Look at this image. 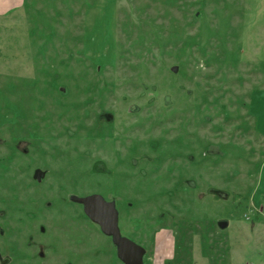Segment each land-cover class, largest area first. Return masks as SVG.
Masks as SVG:
<instances>
[{"label": "rangeland", "instance_id": "1", "mask_svg": "<svg viewBox=\"0 0 264 264\" xmlns=\"http://www.w3.org/2000/svg\"><path fill=\"white\" fill-rule=\"evenodd\" d=\"M143 140L160 143L141 153L183 158L133 170L142 155L132 142ZM52 147L79 152L42 166L117 197L147 264H264V0H24L0 17L2 209L31 179V157ZM113 148L125 161L117 168ZM168 166L182 170L177 189L173 176L161 181ZM100 240L108 264L109 239Z\"/></svg>", "mask_w": 264, "mask_h": 264}, {"label": "flooded vegetation", "instance_id": "2", "mask_svg": "<svg viewBox=\"0 0 264 264\" xmlns=\"http://www.w3.org/2000/svg\"><path fill=\"white\" fill-rule=\"evenodd\" d=\"M161 140H163L162 137ZM155 141L159 140L132 142L131 153H139L142 156L137 159H134V157L131 158V169H137L145 164L144 166H149L150 172H156L162 161H179V159L181 160V158H183V156H180L179 154H162L165 149H162V152L158 153L155 157H151V154L147 152H140V149L144 150L143 146L145 143H148L149 145ZM174 141L179 142L177 140ZM159 143L160 142H155V144ZM214 147L215 146H211V144L208 145L206 147V154L204 157H209V155L213 156L212 149ZM175 148V150L183 149L182 147ZM49 149L48 152L46 149H42L41 151L43 156L41 157L39 156L41 155L39 152H37V156L31 157V160H33L34 164H36L31 179H25L22 181L23 184L17 188V192L10 197L6 196V199L2 202V207H5H3V209L0 207V220L5 221L6 225H0V264H102L101 261L104 260L105 254L103 250L105 245L103 244V241L100 240L102 235L109 239V242L106 243L108 246V253L110 255L108 264H116L117 262L124 264L119 259L118 247L115 245L113 237L106 235L102 231L100 225L89 218L85 211V205L79 202V199L100 196L105 202L114 203L118 212V227L120 233L122 237L131 240L125 235L127 233L124 231L121 224V209L119 200L117 197L113 196V194L110 195L107 194V192H102V184H99L100 186H98V188H96L97 186L91 187V185H87V188L85 185L86 188L82 189L81 186L77 184L79 181H73L75 186L71 187L72 185L69 186L63 181V177H61L62 175L59 174L60 172H56L57 170H54V164L53 169H45L42 165H46L49 158H51L54 162L55 160H58L59 154L65 150H79L77 148L63 149L61 147H52ZM87 151L90 156V150ZM112 151L113 154L115 152V156H118V159L115 160L114 164L117 168L119 161H122L123 163H125V161L120 157L121 154L119 151H115V148H113ZM26 152H28L26 147L21 149V153L24 154ZM181 154H183V152ZM193 157L194 154H191L188 155L186 159L192 161ZM194 163L196 162L194 161ZM103 165L104 162L102 165L100 164V168L101 166L103 167ZM104 167L97 170L102 172ZM65 170L68 169L65 168ZM147 170L148 169L146 168H140L139 170V175L145 177V180L147 178ZM178 170H180V174L176 172L177 170L175 167L170 168L168 166L165 173L162 175V183L166 184L169 181L168 175H171L173 178L170 181L172 182V185H176L175 189H177L179 183L181 184L183 181V176L181 174L182 170L181 168ZM99 171H95V173H99ZM92 172L93 171H89V174H92ZM150 172L148 174H150ZM176 177L179 179L175 183ZM106 186L108 187V184ZM207 186L209 187V189L205 190L207 193H210L222 200L229 199L230 195L229 193H226L224 189L212 188L211 184H208ZM29 191L32 193L27 194ZM8 202L11 203V207L6 206ZM6 207L9 211V208L16 210L14 212L17 216L16 226H11L9 222L4 220L7 219L8 215ZM34 221L40 222L41 224L38 225V223L36 227L33 225ZM66 222H68V224L72 227H67L65 225ZM79 222L83 225L78 224ZM220 225L222 228H226L227 226L225 222H220ZM133 230L135 232V229ZM163 232L164 231L161 230L152 243V246L154 247L152 256L156 261V255L160 254L159 248H162L165 245ZM131 234H133V232ZM96 235H98L100 243H98L99 240L95 243L94 239ZM135 239L137 238L135 237ZM168 239H170V236ZM131 241L134 242L133 240ZM134 243L141 246L145 250L144 264H147L146 259L149 255V250L142 243L141 239L139 240V243ZM164 258V261H167L166 257Z\"/></svg>", "mask_w": 264, "mask_h": 264}, {"label": "water", "instance_id": "3", "mask_svg": "<svg viewBox=\"0 0 264 264\" xmlns=\"http://www.w3.org/2000/svg\"><path fill=\"white\" fill-rule=\"evenodd\" d=\"M85 205V211L89 218L99 224L102 231L113 237L115 245L118 247L119 259L124 264H144L145 250L122 237L118 227V212L114 203H107L100 196H92L79 199Z\"/></svg>", "mask_w": 264, "mask_h": 264}, {"label": "crops", "instance_id": "4", "mask_svg": "<svg viewBox=\"0 0 264 264\" xmlns=\"http://www.w3.org/2000/svg\"><path fill=\"white\" fill-rule=\"evenodd\" d=\"M24 4V0H0V17L8 16L12 10L20 9Z\"/></svg>", "mask_w": 264, "mask_h": 264}]
</instances>
